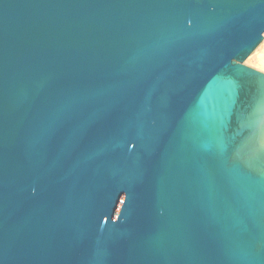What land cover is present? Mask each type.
<instances>
[{
  "label": "water",
  "instance_id": "1",
  "mask_svg": "<svg viewBox=\"0 0 264 264\" xmlns=\"http://www.w3.org/2000/svg\"><path fill=\"white\" fill-rule=\"evenodd\" d=\"M262 0H0V264H264Z\"/></svg>",
  "mask_w": 264,
  "mask_h": 264
},
{
  "label": "bare ground",
  "instance_id": "2",
  "mask_svg": "<svg viewBox=\"0 0 264 264\" xmlns=\"http://www.w3.org/2000/svg\"><path fill=\"white\" fill-rule=\"evenodd\" d=\"M244 64L264 73V32L261 42L245 59Z\"/></svg>",
  "mask_w": 264,
  "mask_h": 264
},
{
  "label": "snow or ice",
  "instance_id": "3",
  "mask_svg": "<svg viewBox=\"0 0 264 264\" xmlns=\"http://www.w3.org/2000/svg\"><path fill=\"white\" fill-rule=\"evenodd\" d=\"M262 2H264V0H262Z\"/></svg>",
  "mask_w": 264,
  "mask_h": 264
},
{
  "label": "rangeland",
  "instance_id": "4",
  "mask_svg": "<svg viewBox=\"0 0 264 264\" xmlns=\"http://www.w3.org/2000/svg\"><path fill=\"white\" fill-rule=\"evenodd\" d=\"M247 66V65H246ZM252 68V67H251Z\"/></svg>",
  "mask_w": 264,
  "mask_h": 264
}]
</instances>
